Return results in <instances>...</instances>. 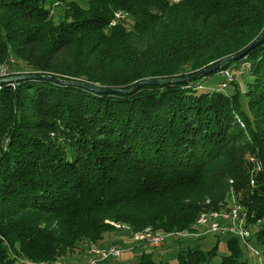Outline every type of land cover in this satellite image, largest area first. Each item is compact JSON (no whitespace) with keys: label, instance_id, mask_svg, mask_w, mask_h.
I'll return each instance as SVG.
<instances>
[{"label":"trees","instance_id":"obj_1","mask_svg":"<svg viewBox=\"0 0 264 264\" xmlns=\"http://www.w3.org/2000/svg\"><path fill=\"white\" fill-rule=\"evenodd\" d=\"M263 32L264 0H0V70L128 90L191 77ZM242 63L226 90L204 89ZM234 204L264 259V42L197 80L125 96L34 78L0 85V264H59L81 244L90 259L107 233L141 247L133 264H169L131 240L147 229L170 235L177 264H214L222 240L217 264H249L242 239L197 225ZM199 229L198 240L216 235L208 251L180 239Z\"/></svg>","mask_w":264,"mask_h":264},{"label":"rangeland","instance_id":"obj_2","mask_svg":"<svg viewBox=\"0 0 264 264\" xmlns=\"http://www.w3.org/2000/svg\"><path fill=\"white\" fill-rule=\"evenodd\" d=\"M61 13H62V7H58L55 9V18H57L56 20H58L60 18ZM231 67H233V66H231ZM2 70H3V68H1L0 72ZM242 79L243 78H241V80ZM222 80H223V76L221 74H216L212 77H209L206 80H203L202 85H203L205 90H209V91L219 90L220 88L218 85ZM239 80H240V78H239ZM234 206L235 205H233L232 207H234ZM225 212H227V211H225ZM225 215H227V214H225ZM221 221H225V222L228 221V223H230V221L228 219L227 220L223 219ZM219 224L222 226L221 223H219ZM237 226H240V224H238ZM256 228L257 227L251 228L253 233H254V231H256ZM252 231H251V233H252ZM179 236H185V238H180L184 245H187V246L190 245L191 247H201L205 251H208L212 248V246L215 244V239H216L215 238L216 235H209L203 240H198V239L194 238V235H179ZM117 237L127 238V237H123V235L118 236V234L114 236V233L105 234L104 240L101 243L103 245L104 249H107L108 247H110V246H108L110 244L115 245V243L118 242V241L114 242L115 240H118ZM131 240L133 241L132 238H131ZM224 241L225 240H222L219 244L218 254L214 260V264L219 263L223 257L228 255L226 244ZM241 245L244 248V250H243L244 259H246L249 264H264L263 257L261 255H259V253L262 252V247L256 243L253 235H252L251 239L249 240V246L253 249V251H250L245 244L241 243ZM116 246L118 247V245H116ZM183 247H186V246H183ZM118 248L121 249V247H118ZM179 250H180L179 247L174 246L173 248H171L170 245L164 244L161 248L156 249V251H153V259L155 262H167L169 264H177L176 255H177V252ZM85 251H86L85 245L81 244L78 249L68 253L66 255V257H63L59 264H85V263H87L88 260L86 262H84L82 259H80V257L84 255ZM141 253H142V250H140V249H137L134 252L124 251L120 258L111 257L108 260L101 262L100 264H124V263L133 264V263H136L140 260ZM90 259H91V257H90ZM126 259L128 261H126ZM18 264H21V262H18Z\"/></svg>","mask_w":264,"mask_h":264},{"label":"water","instance_id":"obj_3","mask_svg":"<svg viewBox=\"0 0 264 264\" xmlns=\"http://www.w3.org/2000/svg\"><path fill=\"white\" fill-rule=\"evenodd\" d=\"M263 42H264V32L258 40H256L254 43H252L250 46H248L242 52L238 53L235 56L225 58L221 62H219L217 65L212 66L208 69L202 70L199 73H197L191 77L182 78V79H177V78L145 79L144 81L134 85L131 89H128V90L116 89V88H100V87L93 86V85L86 84V83H82V82H69V81H65V80H60L56 76H51V75H47V76H41V75L25 76V75H22V76H14V77H9V78H1L0 79V85L12 84V83H16L19 81L27 80L29 78H34V79L48 80V81H52V82L62 84V85H74V86H78L81 88H85L87 90L93 91V92L98 93V94H112V95L125 96V95H129V94L133 93L135 90H137L138 88L145 86V85L159 86V85H167L170 83H182V82H186V81L197 80V79H199L205 75L219 71L224 64H232V63L238 61L239 59L243 58L248 52H250L254 48L260 46Z\"/></svg>","mask_w":264,"mask_h":264},{"label":"bare ground","instance_id":"obj_4","mask_svg":"<svg viewBox=\"0 0 264 264\" xmlns=\"http://www.w3.org/2000/svg\"><path fill=\"white\" fill-rule=\"evenodd\" d=\"M248 69H249V67L245 66L242 70V74ZM223 78H225V82H223V83H230V76H223ZM221 86H222V88H225V84H222ZM234 205L235 206L231 207V209L228 210L227 212L203 213L198 218L197 225L200 226V222H203V224L205 225V228H208L209 233L215 232V231H210V230H212L213 227H218L219 231H229V230H231L232 227H239V226H237L238 224H240V226L243 225L242 220L240 218L241 207L237 206L236 204H234ZM225 214H227V215L224 217L223 215H225ZM223 219L224 220L228 219L231 224L230 223H229V225L223 224L221 226L219 223ZM110 224L117 227V228H123V225L114 224V223H110ZM158 237H160L162 239V241H164V242L158 243V246H146V247L151 248V249L161 248L165 244L166 240L168 238H170V235L153 234V232L150 229H147L146 231H144L142 233L134 234L132 236V239L137 244L140 243V244L145 245L147 243H150L152 241V239H156ZM242 240L245 242V239H242ZM90 247L100 248L97 245H91ZM90 255H91V259H93V252H90Z\"/></svg>","mask_w":264,"mask_h":264},{"label":"built area","instance_id":"obj_5","mask_svg":"<svg viewBox=\"0 0 264 264\" xmlns=\"http://www.w3.org/2000/svg\"><path fill=\"white\" fill-rule=\"evenodd\" d=\"M57 4L59 3L54 4L53 7H55ZM244 67H245V63H242L238 66H233L222 71L221 72L222 76H230V83H222L221 81L219 84H225V90H226L230 84L237 82L239 80V78L242 76V70ZM7 77H8L7 68H3V70L0 72V78H7ZM223 216L225 217L226 215ZM198 228H205L203 222H200V227ZM210 231H215V233H221L223 236L231 234L237 236L239 239H245V244L249 246V240L251 239V232L247 231L244 225H241L239 227H232L231 230L229 231H219L218 227H213L212 230ZM160 242H164V241H162V239L158 237L156 239H152L150 243H147L144 246H158V243ZM250 249L253 251L251 247ZM88 252H93V259H88L86 264H99L101 261H104L111 257L120 258L123 251L119 248L112 246L107 249L90 247Z\"/></svg>","mask_w":264,"mask_h":264},{"label":"crops","instance_id":"obj_6","mask_svg":"<svg viewBox=\"0 0 264 264\" xmlns=\"http://www.w3.org/2000/svg\"><path fill=\"white\" fill-rule=\"evenodd\" d=\"M115 236V235H114ZM203 237V236H205L204 234H203V230L201 229H199V231L197 232V233H194V238H199V237ZM118 238V240H115L114 242H116V241H118V242H121V243H125L126 242V239L125 238H121V237H117ZM121 238V239H120ZM174 240H171L167 245H170V246H172V245H174ZM118 243H116L115 245H117ZM119 246H120V244H118ZM108 246H112L111 244L110 245H108ZM117 247V246H116ZM124 247H121V249H122V251L124 252V251H128V252H134V251H136L137 249H140V250H142L141 249V247H139V246H136V245H130V247H127V249L125 248V249H123ZM80 259H82L84 262L85 261H87V259H88V256L84 253V255L83 256H81L80 257ZM126 261H128L127 259H126ZM102 262H104V261H102ZM101 263V262H100ZM99 263V264H100ZM124 264H126V263H124Z\"/></svg>","mask_w":264,"mask_h":264}]
</instances>
